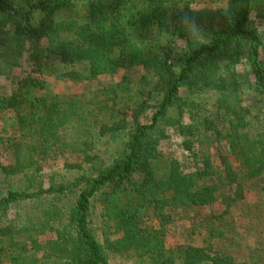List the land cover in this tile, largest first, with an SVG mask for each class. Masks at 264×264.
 <instances>
[{"label":"trees","instance_id":"1","mask_svg":"<svg viewBox=\"0 0 264 264\" xmlns=\"http://www.w3.org/2000/svg\"><path fill=\"white\" fill-rule=\"evenodd\" d=\"M196 3L0 0V264H264V0Z\"/></svg>","mask_w":264,"mask_h":264},{"label":"rangeland","instance_id":"2","mask_svg":"<svg viewBox=\"0 0 264 264\" xmlns=\"http://www.w3.org/2000/svg\"><path fill=\"white\" fill-rule=\"evenodd\" d=\"M228 0H197L196 8H205V9H211V10H218L224 7ZM260 24V30L264 31V20H261V22H256V24ZM27 70V69H26ZM245 69L239 68L238 72L240 74V79L243 80L241 77H245L246 72H244ZM140 72H137L136 75H139ZM24 76L23 70H13L12 74L9 78L5 79L3 77H0V94H8L10 90L12 89L15 81L19 78ZM136 78V77H135ZM109 82L108 79H102L98 82L92 84V88L94 90L102 87L103 85L107 84ZM50 91L56 92V93H72V92H80L81 88L79 86H70L69 84H50L49 86ZM255 103V100H246L245 105H251ZM7 124L10 123V116H5L3 118ZM179 145V138L177 136H174L169 142H163L161 144L162 152L165 156H169L170 154H175L177 157H181L182 153L178 150ZM251 187L249 186L248 189ZM259 200H264V196L262 195H256L255 192L248 193L246 196V202H257ZM212 213H210V211ZM205 212V214H220L221 210L219 208H212ZM203 215V212H202ZM190 222L188 221H182L177 223L174 228L172 229V235L171 238H169V244H183V243H189L191 242V231H190ZM97 234L99 237L101 236V226L97 225ZM253 235L251 236L250 240L245 243L244 247L248 245L247 247L252 245ZM194 242V241H193ZM246 251V248H244ZM109 261L112 264H139L135 260H127L120 257H110Z\"/></svg>","mask_w":264,"mask_h":264},{"label":"clouds","instance_id":"3","mask_svg":"<svg viewBox=\"0 0 264 264\" xmlns=\"http://www.w3.org/2000/svg\"><path fill=\"white\" fill-rule=\"evenodd\" d=\"M185 24L188 26V31H190L192 34H199L197 25L195 24L194 21H190L186 18Z\"/></svg>","mask_w":264,"mask_h":264}]
</instances>
